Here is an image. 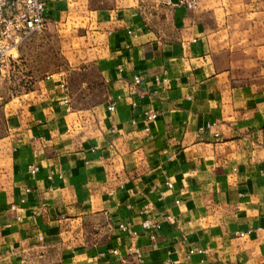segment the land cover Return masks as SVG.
<instances>
[{
    "label": "crops",
    "instance_id": "1",
    "mask_svg": "<svg viewBox=\"0 0 264 264\" xmlns=\"http://www.w3.org/2000/svg\"><path fill=\"white\" fill-rule=\"evenodd\" d=\"M43 1L91 34L105 99L72 109L54 76L0 98V264H264V0Z\"/></svg>",
    "mask_w": 264,
    "mask_h": 264
},
{
    "label": "rangeland",
    "instance_id": "2",
    "mask_svg": "<svg viewBox=\"0 0 264 264\" xmlns=\"http://www.w3.org/2000/svg\"><path fill=\"white\" fill-rule=\"evenodd\" d=\"M86 27L71 31L49 25L34 35L15 53V61L0 71V98L9 91L16 104H23L24 93L45 77L61 78L66 84L72 109L94 110L105 99L99 72L90 62L95 48Z\"/></svg>",
    "mask_w": 264,
    "mask_h": 264
},
{
    "label": "built area",
    "instance_id": "3",
    "mask_svg": "<svg viewBox=\"0 0 264 264\" xmlns=\"http://www.w3.org/2000/svg\"><path fill=\"white\" fill-rule=\"evenodd\" d=\"M157 5L172 6L171 0H155ZM177 5L193 10L197 6L196 0H179ZM45 3L43 0H0V71H3L9 65L15 61V53L18 49L28 42L32 36L40 35L46 32L49 26V19L45 14ZM131 34V32H128ZM134 36V35H133ZM51 77V76H49ZM59 86L64 93V103L69 104V97L67 94V87L61 74H58ZM133 84L139 85L141 79L139 77H133ZM155 83L160 87L168 85V81L165 78H156ZM132 106H135L132 103ZM110 111H114V106L109 107ZM142 117L145 123H150L156 118V112L148 110L142 113ZM216 127V123H205L198 128L200 135H206L212 133L214 138H218V133L212 130ZM148 130V129H146ZM35 167H30L31 174L36 172ZM167 189L172 188L170 181L165 182ZM163 197L160 194V198ZM179 204V201H176ZM14 208V206L12 207ZM144 219L141 221V227L143 231L149 233V239L152 247H156L155 233L162 229V221L157 220L147 211H142ZM164 221H173V217H165ZM119 230L128 235L133 241L138 237V232L133 230L132 223L130 221L122 222L118 226ZM252 234V231L237 232L235 236L237 238L246 239ZM117 253V251H114ZM126 254L133 256L136 261L141 262L140 250L131 243L126 248Z\"/></svg>",
    "mask_w": 264,
    "mask_h": 264
}]
</instances>
